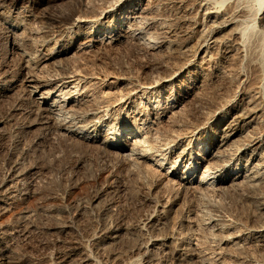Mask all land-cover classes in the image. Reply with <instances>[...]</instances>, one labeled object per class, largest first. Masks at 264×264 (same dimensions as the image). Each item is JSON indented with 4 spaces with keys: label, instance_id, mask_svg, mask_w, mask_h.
Listing matches in <instances>:
<instances>
[{
    "label": "bare ground",
    "instance_id": "6f19581e",
    "mask_svg": "<svg viewBox=\"0 0 264 264\" xmlns=\"http://www.w3.org/2000/svg\"><path fill=\"white\" fill-rule=\"evenodd\" d=\"M5 1L0 0V38L6 36L0 47L10 59L0 61V99L16 98L13 93L22 92L30 102L28 113L37 119L29 120L28 126L42 122L64 140L100 148L113 160L120 157L132 169L125 166L127 170L137 175L141 189L148 186L143 195L148 204L143 224L127 223L124 215L110 212L114 228L99 229L94 237L97 247L106 249L128 239L130 233L147 230L148 247L143 239L129 248L130 257L139 256L141 264H156L153 259L159 249L176 264H264V215L260 219L250 212L246 218L253 224L245 233L244 222L223 217L225 199H220L228 190L239 198L240 187L247 186L248 200L264 211V22L261 27L257 23L264 20V0H77L66 10L47 9L39 14ZM195 32L199 41L189 49ZM125 45L136 53H160L164 58L151 62L142 79L112 74L114 68L88 69L84 62L72 61L73 52L81 55L94 48L99 51L98 47ZM52 62L59 67L53 69ZM49 63L52 70L40 74L39 69L46 70ZM125 64L117 61V69L127 71ZM21 97L13 102L12 111L19 112L23 106ZM189 101L194 102L191 116L185 113L176 122L175 116L182 115ZM7 115L10 120L12 115ZM17 169L8 170L0 182V228L9 225L5 218L18 205L36 195L31 181ZM180 194L189 199L187 211L192 216L188 220L182 216L190 231L185 235L155 232L162 229L170 203ZM57 227L60 232L66 230L64 225ZM60 238L56 237L63 242L64 237ZM248 239L261 247L259 254L248 250ZM77 242L65 252L44 255L43 264H68L75 255L79 264L91 263L85 245ZM2 246L0 264L18 262ZM136 260L130 264H137Z\"/></svg>",
    "mask_w": 264,
    "mask_h": 264
},
{
    "label": "rangeland",
    "instance_id": "374dc122",
    "mask_svg": "<svg viewBox=\"0 0 264 264\" xmlns=\"http://www.w3.org/2000/svg\"><path fill=\"white\" fill-rule=\"evenodd\" d=\"M13 1L17 6H21L23 4L22 6H25L28 9L30 8L31 11L35 9L33 11V13L35 14H39V12L41 13L45 10L47 11V9L48 11L49 10L60 11L61 9L66 10L65 8L66 7L68 8L69 4L72 5L77 2V0H72V1L70 0L71 3H69L70 2L69 0H11V2L10 0H6L5 2L11 5ZM261 22L263 23L264 20L258 21L257 19V23L260 24V25L257 24V26L259 25L258 27H261ZM197 36H198V33L195 32L189 38L191 39L189 40L190 42L188 41L189 49H193L195 45H197L199 41L197 39ZM4 38H6V36H2V38H0V42L2 43V45L4 44V41H3L5 40ZM1 43H0V46H1ZM128 46L129 45L127 46L125 45L121 47L116 46L117 48L114 46L113 47L110 46L107 48L98 47L99 51H95L96 48H94V49H91L92 51H84L86 54L82 52L80 55L78 54L80 52H73L71 53L72 56L71 55L70 56L75 57L72 60L73 62H75L76 60V62H78V64H81V65L84 62L83 66H86L85 68H88V69H93V70L97 69L96 71H98L104 68V69H108L112 71V69L114 68L112 74L122 73L125 75V77H129V78H134L139 75L141 79L145 76L144 73L145 74L148 73L147 71L149 70L150 64H153L155 62L156 63L160 62L164 58L160 53H157V55L154 54L155 56L145 55V54L142 55L140 53H136V51H134L131 46L129 47ZM1 47H0V56L2 57L3 60L0 57V61H6V60L9 61L10 58L5 55L4 51L2 50L3 48ZM74 53L77 55H75ZM77 58H80L82 61H80V59H77ZM12 59L15 60L14 62H16V59L14 58ZM70 60L71 58H69V60H66V61H70ZM119 60L126 63L125 65L127 67L126 69L127 71L123 70L121 72V70H118L119 68L117 69V61ZM66 61L64 59V61H62L61 64L63 62L67 63ZM145 63L146 64L148 63V64L146 65ZM57 64L58 63H53V66H54L53 67V66H49V65H52L51 63H49L47 67L45 66L46 70L44 67L40 68L39 69V71L41 70L40 74H43V73H46L52 70V67L53 69L59 67L57 66ZM116 71H120V72H116ZM99 85H98V89L102 90L104 86L102 84H99ZM18 92L20 91L14 92L15 94L13 93V95L17 99H19V97H21L22 95L21 98L23 99V106H21L19 112L12 111V106L14 105L13 102L17 100L16 98L11 97L12 95L10 96L12 99H10L9 96H8L9 99L7 97L5 98V100L8 99L6 101H4V98L0 99V119H1L0 120V182L3 181V179L6 177L9 171L20 168L21 169L20 171H22L23 175H25L24 178H26V181L28 182L31 181L32 186H34L33 188L36 192V195L33 198L34 200L32 199L24 203L25 205L28 203L26 206L24 204L23 206L18 205L15 212L17 210L18 211L16 213L14 212L12 215H8L5 218L7 219L6 222L9 223V225L5 224L4 228H0V232L2 231L0 234V245L1 246L4 245L2 247H4L6 251H8L7 252L8 255H10L11 258L15 257L13 258L14 261L18 259V262H19V263L12 262V264L14 263L15 264H38V263L43 264L46 261L44 258V255L45 257L48 256L49 258L51 257V253L53 255L59 251L65 252L66 250L77 246V243H78L77 241H79V243L82 242L83 246L85 245L84 252L86 253L89 252L88 254L92 257V262L89 264H108V263L109 264H119L117 263V261L118 260L123 261L122 259L125 260L123 261L124 264H130L132 263L133 258H135V260L137 259L136 260V263L138 261L137 264H141V260L139 256L135 255V256L130 257L129 248L132 244H134V241H137L135 243H138V242L141 243V240L143 239H144L142 241L143 245H147L148 247L149 243H147V241L145 240H148L150 233L147 230H143L146 232V233L143 232L145 234L140 233L139 235V233H135V232L128 234L129 235L128 239L119 241L118 242L119 244L118 243L117 244L114 243V245L110 244V247L113 246V248L111 249L109 246L106 249H102L99 246L97 247V244L95 242L96 238L94 237H96L101 231H103L104 228H105L104 230H110V231L111 229L114 228L113 226L114 219L112 218L113 215L114 216L118 214L124 215L125 222L133 223V221H135V222L141 223L139 225H142L143 224L142 222H144L142 215L147 209L146 206H148L147 201L143 196L145 195L144 191H147L146 190V188L148 187L147 184L143 185V189H141L142 184L141 182H139L137 175H135L133 171H131L132 169L131 167L129 168V166H127L128 164L125 163L126 164L125 165L122 163V161H120L122 159L120 157L119 158L115 157L113 160L112 156L109 157L107 153L105 154V152H101L103 150L101 149L100 151V148L98 149L96 147L93 148L90 146L84 147L82 145L80 146L79 144L77 145L76 142H72L71 140L70 141L67 139L64 140L62 137L60 138V136L55 134L54 132L52 133L50 129H47V127H45L42 122L34 123L31 126L30 125L28 126L27 122H29V120L33 118L35 119V117L34 115L32 116L28 113L27 107L30 104V102L28 101V98L26 97V95L22 94V92L21 93H18ZM16 94L17 95L20 94V95L17 96ZM263 95H264V87H263ZM189 104L188 106L185 107L186 111L185 110L182 111L183 112L181 113L182 115L175 116L176 122H177V119L178 121L181 120V117L185 113H186L185 114L186 116L188 115L187 117L191 116L190 114H192L193 112L192 104H194V102L189 101ZM187 109L189 110V112ZM11 111H12V114H11ZM7 113L10 114L9 117L12 115V117H10L11 118L10 120L9 119L7 120L5 118ZM35 121H37V119H35ZM14 123H16L17 125L16 124L14 125ZM17 126L20 129L17 128ZM186 142L187 141H185V143ZM238 142H240V140H238ZM185 143L183 142V145H185ZM75 144L76 146H74ZM105 157L106 158L108 157L109 159L108 158L106 159ZM106 160H108L107 163H106ZM254 162L255 160H253L251 164ZM125 166L128 167V169H131L130 170L131 172H129V170H127ZM106 168H110L109 172L107 173L109 175H107L106 173L105 175H103L104 174L103 171ZM135 176L137 179L135 178ZM77 179H78V182H73L74 180L77 181ZM84 181H87V182H84ZM75 183L77 184L83 183V184H81L82 185L81 187L79 186L80 187L79 189V187L76 186L77 184ZM139 184L140 186L138 187L137 185ZM73 185L76 186L77 189L73 188L74 187ZM64 187H66L67 189L71 187V189L73 190H70L68 192L67 189ZM63 189L65 192H67L66 194H64L65 192L63 191ZM240 189L242 190V192ZM240 189L238 190L242 193L241 194L242 198L241 197L238 198L237 197L238 194H236L234 190L232 191L230 190L231 192H229L228 190L227 193L226 192L222 193V196L220 197V199L221 200L225 199V200H222V202L224 201L223 203H224L225 209L223 208V210H221L223 213L221 214L226 219H229V216H231L230 219L238 218L237 221H239L240 224H243L244 222L243 226L246 225L245 227H243L244 232L247 233V230L252 228V224H253V223L251 224V222L249 223V220H247L250 212L255 213L257 216L259 215L258 217L261 216L260 217L261 219L263 218L264 211L259 208L258 210L256 205H254V203L251 204L252 201H250V199L248 200L249 197L247 196L249 195V193H247L248 192L247 186H244V187L242 186L240 187ZM68 193H71V194H68ZM243 193L244 195L245 194L246 195L244 196ZM158 194H160V192ZM182 196L183 195L180 194L174 197V201H172L169 205L170 206L169 212L166 213L167 215H165V218H166L164 220L165 224L160 225V227H162V229L160 228V230H158L159 227L154 229L155 232L156 231L157 233L162 232L161 234H163L164 232L170 233L171 231V233H174V234L182 233L183 235H185L190 231L188 227L189 225L186 222L188 220V218L186 217L192 216L191 213L190 215L188 214V212H191V211H187V209H189L188 208L189 203H187L189 202V199H187L186 197H182ZM244 198H247V199L245 200ZM184 200H187V201L185 202ZM176 201L179 203H182L184 201L185 203L183 202L181 204L182 206L183 205L184 206L183 207L180 206V204L176 203ZM176 205L177 206L179 205L178 206L179 209L176 208L177 207ZM180 207H182L183 209H181ZM177 209H178V212L176 213ZM181 210L184 212H181ZM110 212L113 213V215L110 214ZM182 215H184V217L187 219L186 221ZM240 215L241 217H239ZM16 221L18 223L17 224L18 226H16ZM248 224H250L251 226ZM14 225L17 229H15ZM57 225H64L66 230H63V232L58 231ZM106 225L108 226L106 227ZM11 227L12 229H10ZM240 227L242 228V226ZM8 228L12 230V232ZM7 229L9 230L10 233L8 232ZM89 229H91V231L93 229L94 230L90 233V231H88ZM99 229L100 230L102 229V230L99 231ZM6 230L8 233L6 232ZM15 231H17L18 233ZM56 237H59V238L61 237L60 239H63L64 237L63 242H58L57 240L58 238L56 239ZM129 238H131V240ZM249 242L250 240L247 243L248 250L251 251V249L253 250L255 249L254 252L256 250L257 251L254 253V255L259 254L261 252V249H258V248H261V247L257 245L255 246L253 245L252 242L250 243ZM249 246L250 247L252 246V247L250 248ZM253 250L251 251V253L253 252ZM114 254L118 256H115ZM157 254L155 252L154 259H153L155 263L157 259L158 262L156 264H176L173 261H171L168 257H166V254L164 255V253H161L160 249L158 250ZM162 254L164 255V257L162 256ZM40 257L42 259L44 258L43 261ZM78 258H79V255L73 256V259L68 264H79ZM39 259H41V262Z\"/></svg>",
    "mask_w": 264,
    "mask_h": 264
}]
</instances>
